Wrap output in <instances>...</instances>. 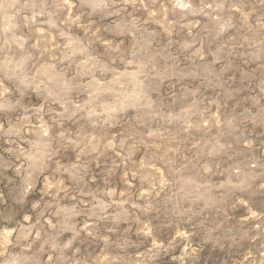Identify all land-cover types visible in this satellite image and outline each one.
I'll return each instance as SVG.
<instances>
[{"label": "rangeland", "instance_id": "obj_1", "mask_svg": "<svg viewBox=\"0 0 264 264\" xmlns=\"http://www.w3.org/2000/svg\"><path fill=\"white\" fill-rule=\"evenodd\" d=\"M0 264H264V0H0Z\"/></svg>", "mask_w": 264, "mask_h": 264}]
</instances>
